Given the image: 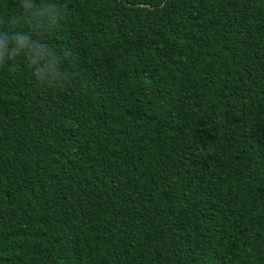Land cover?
<instances>
[{"label":"trees","instance_id":"1","mask_svg":"<svg viewBox=\"0 0 264 264\" xmlns=\"http://www.w3.org/2000/svg\"><path fill=\"white\" fill-rule=\"evenodd\" d=\"M0 264H264V0H0Z\"/></svg>","mask_w":264,"mask_h":264}]
</instances>
